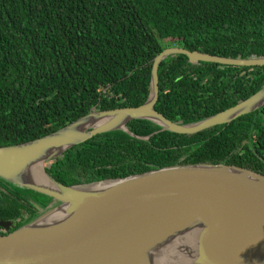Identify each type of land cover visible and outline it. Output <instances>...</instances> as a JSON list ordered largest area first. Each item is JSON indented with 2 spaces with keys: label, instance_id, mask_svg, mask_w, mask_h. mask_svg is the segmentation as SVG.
Wrapping results in <instances>:
<instances>
[{
  "label": "trees",
  "instance_id": "1",
  "mask_svg": "<svg viewBox=\"0 0 264 264\" xmlns=\"http://www.w3.org/2000/svg\"><path fill=\"white\" fill-rule=\"evenodd\" d=\"M172 46L234 58L264 56V0H0V146L45 136L94 106L143 104L154 58ZM159 81L156 109L188 123L257 92L264 65L191 63L177 54L161 63ZM129 127L139 135L161 129L143 119ZM197 162L264 174V106L194 134L161 131L140 140L122 130L101 133L47 170L66 185H79ZM24 189L40 206L22 204L32 220L51 197ZM0 205L23 218L20 204Z\"/></svg>",
  "mask_w": 264,
  "mask_h": 264
},
{
  "label": "water",
  "instance_id": "2",
  "mask_svg": "<svg viewBox=\"0 0 264 264\" xmlns=\"http://www.w3.org/2000/svg\"><path fill=\"white\" fill-rule=\"evenodd\" d=\"M191 63L262 66L264 56L226 57L165 48L153 60L150 93L138 106L97 109L45 136L0 146V177L51 197L34 219L0 235V264H264V174L234 164L197 162L66 185L46 170L94 136L122 130L150 140L161 131L194 134L264 106V85L213 115L173 121L156 109L159 68L169 56ZM161 127L150 135L133 120ZM0 224H5L0 221Z\"/></svg>",
  "mask_w": 264,
  "mask_h": 264
},
{
  "label": "flooded vegetation",
  "instance_id": "3",
  "mask_svg": "<svg viewBox=\"0 0 264 264\" xmlns=\"http://www.w3.org/2000/svg\"><path fill=\"white\" fill-rule=\"evenodd\" d=\"M181 120H183V119L181 118V119L177 120V122L181 121ZM254 136H255V134H253V137ZM9 183H11V182H7V181H3V180L0 182V202H5L8 206H10V207L12 206V209L15 205L17 206L18 204H20L22 206V209H20V212L22 213L23 218L21 219L19 217L21 214L15 215L11 211H9V212L4 211L0 205V221L5 223L3 225L0 224V235L8 234V233L14 231L15 229L19 228L20 226H22L26 222L30 221L27 219H28L29 214L30 215L32 214L28 208H26L24 205H22V204H25V202H27L25 200V198H26V196H28V197L31 196V192L30 191H27V192L24 191L23 192L24 193V200L21 199V197H19V195H18V198H14L13 196L17 195L15 193V189L17 186H15V184H9ZM5 193H7L9 195V197H6ZM29 199L32 200V202H28L30 204V206H28V207H32V208L34 207L33 210H35V209L39 210L40 206L38 205L37 200H35L34 197H29ZM33 203L35 206H33ZM24 207H25V209H24Z\"/></svg>",
  "mask_w": 264,
  "mask_h": 264
},
{
  "label": "rangeland",
  "instance_id": "4",
  "mask_svg": "<svg viewBox=\"0 0 264 264\" xmlns=\"http://www.w3.org/2000/svg\"><path fill=\"white\" fill-rule=\"evenodd\" d=\"M254 112V111H253ZM253 112H251V113H253ZM249 114V113H248ZM213 115V114H212ZM246 115V114H245ZM210 116V115H209ZM60 158V157H59ZM57 159V158H56ZM48 165V163L46 164V166ZM18 186V185H17ZM19 187V188H18ZM18 187H16V189H15V193L17 194L16 196H13L14 198H18V195H19V197H21V199H23L24 200V191L25 192H27L24 188H21L20 186H18ZM29 197H33L32 195L31 196H29ZM29 197L28 196H26V198H25V200L27 201V202H32V200H30L29 199ZM35 200H37L38 201V199H36V197H35Z\"/></svg>",
  "mask_w": 264,
  "mask_h": 264
},
{
  "label": "clouds",
  "instance_id": "5",
  "mask_svg": "<svg viewBox=\"0 0 264 264\" xmlns=\"http://www.w3.org/2000/svg\"><path fill=\"white\" fill-rule=\"evenodd\" d=\"M258 66H259V65H258ZM248 67H252V66H248ZM258 110H259V109H258ZM247 141H248V140H245L244 143L247 142ZM53 160H55V159H53ZM47 168H48V166H46V170H47ZM47 171H48V170H47ZM29 190H30V189H29ZM32 191H33V190H32ZM50 201H51V200H50Z\"/></svg>",
  "mask_w": 264,
  "mask_h": 264
}]
</instances>
